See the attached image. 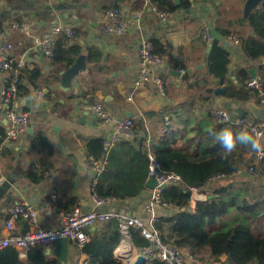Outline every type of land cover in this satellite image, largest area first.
Here are the masks:
<instances>
[{"label":"crops","instance_id":"0c3cea01","mask_svg":"<svg viewBox=\"0 0 264 264\" xmlns=\"http://www.w3.org/2000/svg\"><path fill=\"white\" fill-rule=\"evenodd\" d=\"M246 1L189 0V9L193 6L211 7L217 31L225 39L230 34L243 39L252 34L248 20L244 19ZM144 7V0H0V45L2 34L6 33L13 56L25 57L27 61L26 74L15 103L30 114L34 127L31 135L23 134L0 146V214L3 217L0 219V240L5 234L9 209L16 204L26 201L34 205L39 210V225L45 229L60 228L64 214L75 207L84 211L96 208L91 171L87 169L86 174L82 175L78 169L81 159L86 162L90 156L87 143L92 139H109L114 125H105L97 118L91 109L95 102L104 103L117 119H135L139 114H144L151 141L166 134V125L174 121L185 108L193 109L195 117L206 128L213 123L210 115L215 109H224L236 119L234 112L223 103L238 102L215 95L218 87L228 89V84L207 75L212 47L208 51L210 43L203 38V24L209 19L205 12L197 11L191 15L189 9L180 5L178 11H183V16L176 19L175 13L166 22H161L147 8L141 30L131 28L124 36H106L102 33V18L106 10L117 8L128 17ZM14 23L25 24L29 34L20 29L10 30ZM55 27L73 30L76 35L74 40L65 35L70 40L69 46L80 49L81 54L90 55L88 71L82 72L77 78L79 87L74 86L67 91L61 89L60 82V73L66 69L64 65H53L46 55L42 57L36 50L39 45L36 41H42ZM62 35H58L54 42L59 41ZM144 37L151 39L158 48L169 51V60L153 69L154 77L163 81L164 95L155 79L142 88H135L139 68L138 47ZM218 42L217 47L229 53V81L238 85V75L244 69H255L257 78H264V58L259 62L250 61L244 56L241 47L231 44L229 48ZM179 69H184L186 73H180ZM36 70L40 72V77L35 80L34 87L29 78L30 73ZM201 78L207 82L194 85ZM35 88L42 89V99L35 97ZM131 95L133 103L128 101ZM149 113L163 115L148 118ZM245 118L249 122L255 119L250 114ZM9 127L5 106L0 101V130L7 133ZM39 136L48 140L50 150L42 147L37 139ZM138 138L136 136L134 141ZM253 158L254 152L250 149L238 153L236 162L241 163V167L237 176L243 177V180L248 178L246 169ZM29 173L37 174L41 180H32ZM212 183L209 186H213L215 180ZM53 192L58 196L56 212L50 211L47 206ZM209 195H212L211 192H199L195 201L190 202L189 211L185 208V212L195 214L197 203L208 200ZM144 203L132 207L135 215L143 216ZM111 207L124 208V203L99 210ZM172 213L160 211L159 215L169 216ZM20 223L26 222L17 220V231L23 232L24 227ZM99 227L90 230L96 231ZM81 253L78 247L69 243L66 261L62 263L77 264ZM48 256L57 259L53 255ZM20 259L24 264H29L28 256H20ZM226 259L223 256L219 262L202 264H224Z\"/></svg>","mask_w":264,"mask_h":264},{"label":"trees","instance_id":"16d2710c","mask_svg":"<svg viewBox=\"0 0 264 264\" xmlns=\"http://www.w3.org/2000/svg\"><path fill=\"white\" fill-rule=\"evenodd\" d=\"M152 4L170 15L179 10L173 0H152ZM181 6L189 9V0H182ZM248 23L252 28V34L243 39L240 38V47L246 59L259 62L264 58V6L251 14ZM69 44L70 40L65 34L55 42L51 61L53 65L59 64L68 68L81 54L80 49ZM218 44V41H213L207 75L219 79L223 84H228L225 95L228 100L243 105L253 101L264 107L260 102L259 92L247 86L251 78L248 70L240 71L238 85L228 80L229 53L226 49L218 48ZM155 49L156 52H163L158 45H155ZM30 74L29 80H32L35 87V80L40 77V72L36 70ZM206 82V79L201 78L199 81L196 80L194 85L199 86ZM26 93L29 94L28 91ZM192 110L185 108L180 111L177 118L166 125L168 132L152 141L149 139L145 121L136 120L133 131L134 136L139 138L136 141L134 136L123 139L112 148L106 156L107 162L99 177L97 194L102 199L115 198L118 203L140 197L147 189L148 153L151 151L161 164L163 172L175 173L183 180L181 185H170L163 190V199L178 206L179 209L169 216L159 215L155 228L162 242L188 251L201 263L219 262L221 257L226 256L228 264H264L262 168L254 174L249 173L251 162L246 169L248 178L243 180V177L237 176L241 167V163L236 162L238 153L240 150L249 148L238 146L235 151L225 156L220 143L213 135L224 128H230L236 132L242 129L250 131V129L240 128L235 123L213 120L211 115L213 123L206 128L195 117ZM160 115L163 113H149L147 117ZM247 116L248 114L245 117ZM257 120L253 119V122ZM5 138L6 132L1 129L0 146L4 144ZM37 139L44 149H51L46 138L39 136ZM103 144L102 139L90 140L87 143L90 156L103 160L105 158ZM28 175L34 181L41 180L35 173ZM220 175L223 178L216 179ZM213 180L216 184L209 186ZM190 188H197L203 194L207 192L212 194L210 199L197 203L196 212L192 215L182 210L192 198ZM1 218L3 217L0 214ZM8 218L9 215L6 220ZM21 226L24 227L22 233L28 231L27 223ZM87 235L89 242L82 251L89 257L90 264H122L115 257V251L121 242L116 221L106 223L96 231L87 230ZM131 240L138 251H143L150 245L136 229L132 230ZM28 260L29 264H63L58 259L50 258L42 248L32 249L28 253ZM0 264L24 263L16 249L7 247L0 249ZM148 264L166 263L158 259H150Z\"/></svg>","mask_w":264,"mask_h":264},{"label":"built area","instance_id":"2783aa9c","mask_svg":"<svg viewBox=\"0 0 264 264\" xmlns=\"http://www.w3.org/2000/svg\"><path fill=\"white\" fill-rule=\"evenodd\" d=\"M144 3V9L137 10L128 17H125L123 12L117 8L106 10L102 18V33L106 36H124L131 28L141 30L142 21L147 8L155 13L161 22H166L171 17L169 13L162 12L156 5H153L152 0H144ZM11 29H20L26 34H29L28 27L23 23H14L10 30ZM61 34L67 35L72 40L76 37L75 32L71 29L66 27H55L42 41H36V44L42 46L46 57L50 61H52L54 55V40ZM2 38L3 41L0 45V101L5 106L6 117L10 123L5 142H12L19 136L26 134L32 127L33 122L30 114L15 103L19 93V86L22 83V76L27 67V61L25 57L17 58L13 56L11 46L7 41L6 33L2 34ZM203 38L207 43H211L213 40L208 22L203 24ZM226 40L240 47L241 41L239 37L230 34L226 36ZM138 48L139 68L135 80V88H142L152 79H155L161 94L164 95L163 81L160 78L154 77L153 69L162 66L169 60V51L164 49L161 53L156 52L155 44L151 39L146 37L141 38ZM179 70L180 73H186L184 69ZM247 86L259 92L260 102L264 106V78H250L247 82ZM34 95L38 100L42 99V89L35 88ZM128 101L131 103L134 102L132 95L128 97ZM91 109L103 124L114 125V131L111 137L105 140L103 144L105 158L99 160L93 156H89L85 162L87 164V169H89L92 174L91 186L96 208L84 211L80 207H75L64 214L62 226L60 228L45 229L39 225V210L34 205L26 201L16 204L9 209V218L5 222V234L0 240V249L12 247L19 252L20 256H28V253L34 248H42L47 251L54 247L58 239L65 238L82 251L83 247L89 242V236L87 235V230H90L89 228H95L111 221H116L121 235L119 249L117 248V257L122 264L132 263L130 255L124 253V249H129L131 252L137 254H143L147 256L149 260L158 259L166 264H202L188 251L165 244L159 237L155 228V224L159 218V212H174L179 209L178 206L168 203L163 199V190L170 185H181L183 180L181 176L175 173L163 172L161 164L151 151L148 153V181L153 178L156 181V185L153 189L148 190L149 195L143 205V215L145 217H127L109 210H99V208L113 206L118 203L117 200L112 197H107L105 199L100 198L96 191L99 177L107 162L106 156L119 141L133 136L135 121L144 120L145 116L141 113L135 119H117L102 102H95L92 104ZM211 116L213 120L222 123H235V125L240 128L248 127L250 131L253 129L264 131V118H259L256 122H249L248 119L244 117L234 119L233 116L224 109L213 110ZM260 142L264 145V138H261ZM259 168H262L261 176L264 178V159H258L256 153H254L253 162L248 171L254 174ZM221 178H223V176L220 175L217 176L216 179ZM190 190L192 192V198L184 207L187 211H189L190 202L195 201L199 194L197 188H190ZM57 204L58 196L53 192L50 195V201L47 203V206L50 211L56 212ZM18 219H22L28 224L29 229L27 232L22 233L17 231ZM133 229L139 230L141 235L150 243L148 248L143 251L135 249L131 240ZM77 264H90L89 257L84 254L83 251ZM224 264L228 263L225 262Z\"/></svg>","mask_w":264,"mask_h":264},{"label":"water","instance_id":"95a60500","mask_svg":"<svg viewBox=\"0 0 264 264\" xmlns=\"http://www.w3.org/2000/svg\"><path fill=\"white\" fill-rule=\"evenodd\" d=\"M173 1L175 2L177 7H180V5H181L180 0H173ZM261 5H263V0H247L245 3V8H244V19L248 20L250 18L251 14L255 10H257ZM197 11H203L209 17L208 23L210 26V34L213 38L212 42L215 40H218V41L224 43V45L226 47L230 48V46H232L231 45L232 43L227 41L217 31V29L215 27V18L213 17V12H212L211 7H209V6H201V7L193 6L191 9H189V13L191 15ZM184 14L185 13L183 11H178L175 15V18L177 19V17L179 18V17L183 16ZM211 47H212V43L209 44L208 51H210ZM36 50L41 53L42 57H44L46 55L45 51L43 50L41 45H37ZM89 57H90V55L79 54L75 58L74 63L70 67L67 68L66 66H64L66 69L60 73L61 89L63 91H67L74 86L79 87V83H78L77 78L80 76V74L82 72L88 71L87 61L89 60ZM262 65L264 66V62L262 63ZM249 72H250L251 78H257L255 69H251ZM216 83L218 84L219 82L216 81ZM226 92H227V89L225 87H218L215 90V95L217 97H223L226 95ZM223 104L227 109H230L234 112L236 119L244 117L246 113L252 115L255 119L264 118V109H261V107L253 101L248 102L245 105L240 104V103H228V102H225ZM33 130H34V127L32 125V127L29 129L27 134L31 135L33 133ZM155 185H156L155 179H153V178L150 179L146 184V188H147L146 191H144L140 197L129 199V200L125 201L124 202V208L111 207L108 210L113 212V213L119 214V215H124L127 217H136L137 215H135V213L131 210L132 207H134L135 205L140 204L141 202L146 200L148 195H149L148 190L153 189L155 187ZM211 197H212V195H209L208 199H210ZM182 210L185 211V208H183ZM89 229L94 230V228H89ZM69 243L70 242L68 239H65V238L64 239H58L55 242L54 247L50 250H47L46 254L47 255H53V256L57 257V259L60 260L61 262H65L66 258H67ZM124 253H127L130 255V259L132 262L131 264H148L149 263V259L147 258V256H145L143 254H137V253L131 252L129 249H124Z\"/></svg>","mask_w":264,"mask_h":264},{"label":"clouds","instance_id":"9594fccd","mask_svg":"<svg viewBox=\"0 0 264 264\" xmlns=\"http://www.w3.org/2000/svg\"><path fill=\"white\" fill-rule=\"evenodd\" d=\"M213 135L215 140L220 143L225 156L235 151L238 146H244L256 153L258 159H264V145L260 142L261 138H264V131L242 129L236 132L230 128H224ZM78 171L82 175L87 172V164L83 159L80 161Z\"/></svg>","mask_w":264,"mask_h":264}]
</instances>
